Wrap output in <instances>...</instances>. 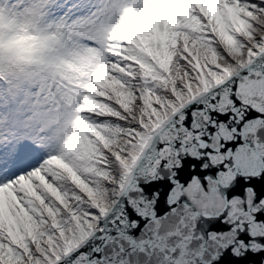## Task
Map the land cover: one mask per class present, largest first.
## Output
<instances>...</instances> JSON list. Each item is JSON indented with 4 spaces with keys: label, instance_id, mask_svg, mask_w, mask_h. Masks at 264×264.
<instances>
[{
    "label": "snow or ice",
    "instance_id": "1",
    "mask_svg": "<svg viewBox=\"0 0 264 264\" xmlns=\"http://www.w3.org/2000/svg\"><path fill=\"white\" fill-rule=\"evenodd\" d=\"M32 12L54 52L96 56L54 58L50 88L0 59V264H264V0ZM189 166L205 175L182 180Z\"/></svg>",
    "mask_w": 264,
    "mask_h": 264
},
{
    "label": "clouds",
    "instance_id": "2",
    "mask_svg": "<svg viewBox=\"0 0 264 264\" xmlns=\"http://www.w3.org/2000/svg\"><path fill=\"white\" fill-rule=\"evenodd\" d=\"M33 3L34 0H0V59L14 63L22 82L50 88L55 83L54 58L61 64L87 63L96 53L88 47L54 52L52 41L33 16Z\"/></svg>",
    "mask_w": 264,
    "mask_h": 264
},
{
    "label": "water",
    "instance_id": "3",
    "mask_svg": "<svg viewBox=\"0 0 264 264\" xmlns=\"http://www.w3.org/2000/svg\"><path fill=\"white\" fill-rule=\"evenodd\" d=\"M207 100L204 98H199L198 100H194L188 103L187 107L183 109L184 112V119L181 122L185 128H187L189 131L192 130H198V122L195 119L196 110L204 109L207 105ZM237 104H239V101H237ZM259 112L251 111L249 115L246 117V119H253L257 116H259ZM226 119V118H225ZM177 120H179V116H177ZM181 123H176L175 128H180ZM242 126V125H241ZM175 128L173 131H175ZM165 134H167V129H165ZM245 145V140L242 137H237L236 140L231 141L227 144L225 151H229L232 153H237L241 150V148ZM188 159H191V157H187ZM233 165L236 164L235 159L231 161ZM223 167V166H222ZM205 175V170L197 167L196 169H193L191 166L185 169V171L181 174L182 180H191L194 176H201L203 177ZM259 175V173H257ZM252 176V172L249 170L247 172H240L237 175V179L240 180L243 183L249 182V178ZM166 187L164 189H161L162 192L166 190ZM159 211L161 214L166 211V197L162 195L160 205H159ZM211 221L205 220L204 221V227L208 229V231L212 232L214 231L210 227Z\"/></svg>",
    "mask_w": 264,
    "mask_h": 264
}]
</instances>
